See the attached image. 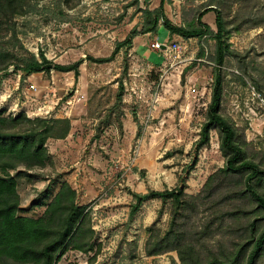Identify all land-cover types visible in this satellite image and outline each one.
I'll return each instance as SVG.
<instances>
[{"label": "rangeland", "instance_id": "374dc122", "mask_svg": "<svg viewBox=\"0 0 264 264\" xmlns=\"http://www.w3.org/2000/svg\"><path fill=\"white\" fill-rule=\"evenodd\" d=\"M70 1L72 8L63 0H26L22 15L0 16L2 116L70 122L64 139L47 140L44 167L10 172L17 182L19 214L39 217L60 185L68 182L77 204L86 208L100 246L93 264H180L175 252L152 258L144 254L146 229L167 227L168 203L146 199L132 214L136 201L131 193L145 195L178 185L210 102L214 41L209 35L168 36L160 29L135 37L111 62L95 63L89 58L109 57L132 28H140V11L156 9L160 0ZM210 7L225 19L230 49L236 54L221 68V113L244 139L251 159L264 167V0H167L164 10L178 27L195 23ZM214 18L210 11L201 21L215 30ZM254 22L261 24L253 28ZM156 42H174L179 49L162 52L151 47ZM41 53L53 65L79 63L78 76L53 69L34 74L15 69L30 55L40 60ZM224 163L218 134L211 130L185 192L197 195ZM225 192L217 193L216 200ZM219 204L222 211L231 206ZM210 217L202 206L191 218V229L201 228ZM226 230L206 240L208 250L216 254L219 245L228 247L234 237ZM92 256L69 250L57 264H88Z\"/></svg>", "mask_w": 264, "mask_h": 264}, {"label": "trees", "instance_id": "16d2710c", "mask_svg": "<svg viewBox=\"0 0 264 264\" xmlns=\"http://www.w3.org/2000/svg\"><path fill=\"white\" fill-rule=\"evenodd\" d=\"M166 1L160 0L156 9L140 11V28H132L122 42L116 43L109 57L89 58L99 64L111 62L119 49L132 45L135 37L158 33L160 29L168 36L189 39L209 35L214 41L210 58L215 65L210 102L199 139L191 150L190 162L177 177L178 185L169 190L149 191L145 195L131 193L136 201L132 214L146 199H158L169 205L165 230L155 225L146 229L144 254L152 258L175 252L180 264H264V167L251 159L244 139L231 120L221 113L224 81L221 68L227 58L236 56L230 49L231 32L216 7L199 13L193 24L173 26L165 14ZM70 2L63 0L67 8L74 6ZM25 4L26 0H0V16L12 18L22 15ZM210 11L215 14V30L201 21ZM260 24L254 22L252 27ZM39 57L40 60L30 55L15 69L26 74L53 69L78 76L79 63L53 65L42 53ZM160 61L153 66L158 67ZM122 92L120 83L118 101ZM69 130L67 119H29L25 114L3 117L0 112V264H57L69 250L85 254L93 252L88 264L94 263L100 246L93 239L88 212L77 204L76 191L72 186L63 182L39 217H25L19 214L17 182L10 173L19 167L25 170L44 167L48 159L47 140L64 139ZM211 130L218 134L219 150L225 163L206 179L197 195L191 196L185 192L186 179L197 164L199 151L209 144ZM223 190L225 195L216 200L217 193ZM219 202L231 206L222 211ZM202 206L211 212V217L201 228L191 229V218ZM225 229L234 237L228 240V247L219 245L216 254L208 250L206 240ZM172 263L175 264L174 261Z\"/></svg>", "mask_w": 264, "mask_h": 264}, {"label": "built area", "instance_id": "2783aa9c", "mask_svg": "<svg viewBox=\"0 0 264 264\" xmlns=\"http://www.w3.org/2000/svg\"><path fill=\"white\" fill-rule=\"evenodd\" d=\"M162 45L166 46L165 50L161 49ZM151 47L154 48V49L160 50L162 52H168V51L177 52L178 49H179V46L176 43H174V42H172L170 44H160L159 42H156V43L152 44ZM258 98H259V95H258Z\"/></svg>", "mask_w": 264, "mask_h": 264}, {"label": "water", "instance_id": "95a60500", "mask_svg": "<svg viewBox=\"0 0 264 264\" xmlns=\"http://www.w3.org/2000/svg\"><path fill=\"white\" fill-rule=\"evenodd\" d=\"M162 50H165L166 49V46L165 45H162V48H161Z\"/></svg>", "mask_w": 264, "mask_h": 264}]
</instances>
